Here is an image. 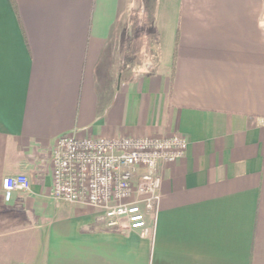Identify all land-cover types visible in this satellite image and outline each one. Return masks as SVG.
Returning a JSON list of instances; mask_svg holds the SVG:
<instances>
[{
  "label": "crops",
  "instance_id": "obj_1",
  "mask_svg": "<svg viewBox=\"0 0 264 264\" xmlns=\"http://www.w3.org/2000/svg\"><path fill=\"white\" fill-rule=\"evenodd\" d=\"M70 133L187 140L150 235L53 200ZM0 264H264V0H0Z\"/></svg>",
  "mask_w": 264,
  "mask_h": 264
},
{
  "label": "built area",
  "instance_id": "obj_2",
  "mask_svg": "<svg viewBox=\"0 0 264 264\" xmlns=\"http://www.w3.org/2000/svg\"><path fill=\"white\" fill-rule=\"evenodd\" d=\"M188 148L179 134L166 137L96 138L64 134L51 149L52 191L55 201L99 210L106 226L151 234L159 207L161 165L181 160ZM24 175L2 181L3 199L28 192Z\"/></svg>",
  "mask_w": 264,
  "mask_h": 264
},
{
  "label": "rangeland",
  "instance_id": "obj_3",
  "mask_svg": "<svg viewBox=\"0 0 264 264\" xmlns=\"http://www.w3.org/2000/svg\"><path fill=\"white\" fill-rule=\"evenodd\" d=\"M133 11H136V6H135V5H133ZM150 58H151V57H149V55H148V56L145 55V59H144V60H145V61H146V60H151Z\"/></svg>",
  "mask_w": 264,
  "mask_h": 264
}]
</instances>
